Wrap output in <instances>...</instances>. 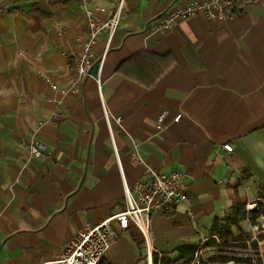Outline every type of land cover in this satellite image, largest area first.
<instances>
[{
    "label": "crops",
    "instance_id": "0c3cea01",
    "mask_svg": "<svg viewBox=\"0 0 264 264\" xmlns=\"http://www.w3.org/2000/svg\"><path fill=\"white\" fill-rule=\"evenodd\" d=\"M119 1L0 0V264H56L79 231L126 208L127 191L136 197L149 167L179 170L187 182L189 202L152 215L165 264H185L177 259L190 253L192 262L203 239L209 260L253 251V264H264L257 241L247 243L264 216L252 222L264 202V7L150 31L149 22L190 0H125L101 71L107 33L94 47L91 74L79 77L83 3ZM33 11L45 14L39 23L24 15ZM74 82L79 90L66 95L51 87ZM34 139L47 144L45 160L30 155ZM237 203L247 217L242 233L232 228L244 239L223 242L216 219ZM112 225L117 242L105 257L115 264L141 233ZM121 239L129 244L119 250Z\"/></svg>",
    "mask_w": 264,
    "mask_h": 264
},
{
    "label": "built area",
    "instance_id": "2783aa9c",
    "mask_svg": "<svg viewBox=\"0 0 264 264\" xmlns=\"http://www.w3.org/2000/svg\"><path fill=\"white\" fill-rule=\"evenodd\" d=\"M124 3L125 0H120L110 8H94L88 2L83 3V13L87 19V32L80 39L81 52L76 59V70L79 77L86 78L91 74L95 61L94 47L99 37L107 33V44L99 60V72L101 71L112 37L119 26ZM245 5L264 7V0H190L183 6L169 8L163 15L149 22L147 29L150 31L167 30L172 28L179 18L187 19L200 14L205 15L210 20L222 21L230 18L237 8ZM97 12L108 13L109 16L103 19L99 17ZM51 87L59 90L63 95L69 92L75 93L79 90L77 82L63 88H59L57 84L52 83ZM165 115L166 113L162 112L158 116V129L163 128L162 121ZM181 117V113L177 114L174 121H179ZM222 147L227 152L233 151V146L230 143L224 144ZM28 149L32 157L40 160H45L49 151L47 144L39 139L32 140L28 145ZM145 174V179L137 181L134 185L136 197H133L127 191L126 208L94 226L89 225L79 231L64 248L56 264H100L117 242V232L112 225L113 221H117L123 228L134 225L139 230L146 243L145 260L147 264H165L162 252L154 245L152 215L159 213L167 217L178 204L189 202L187 182L184 179V174L179 170L165 173L149 167ZM253 208V206L249 207V209ZM261 218L264 220V216ZM261 234H264V223L262 227H255V233L247 243L257 241L259 245H262V240L259 239ZM212 237L219 242L216 235ZM206 240L203 239L199 244L195 257L190 264H240L234 259L222 263L210 261L205 255ZM263 253V248L259 246L261 258L264 257Z\"/></svg>",
    "mask_w": 264,
    "mask_h": 264
},
{
    "label": "trees",
    "instance_id": "16d2710c",
    "mask_svg": "<svg viewBox=\"0 0 264 264\" xmlns=\"http://www.w3.org/2000/svg\"><path fill=\"white\" fill-rule=\"evenodd\" d=\"M24 15L29 18L33 19L36 23L40 22L41 17L45 16L43 13H38L37 11L24 13ZM264 214V202L261 201L258 203V208L254 213L252 218V222L255 223V218L259 217L260 215ZM247 217V210L246 205L244 203H237L233 205L230 209V212L227 217L223 219H216V222L219 223L218 227H216V233L219 236L220 240L223 242H228L230 240L239 241L244 239L243 234L235 235L232 226L234 225L239 233H242L243 230L240 226V222ZM261 237H264L262 234ZM193 249V248H190ZM193 258V255L190 253L188 256H180L177 261L184 260L185 264L190 263ZM234 259L231 255L220 254L214 255L210 257V260L216 263H222L227 260ZM238 259V258H236ZM235 260V259H234ZM100 264H112L107 257H104Z\"/></svg>",
    "mask_w": 264,
    "mask_h": 264
},
{
    "label": "rangeland",
    "instance_id": "374dc122",
    "mask_svg": "<svg viewBox=\"0 0 264 264\" xmlns=\"http://www.w3.org/2000/svg\"><path fill=\"white\" fill-rule=\"evenodd\" d=\"M257 227H262L264 220L260 217L259 221H257ZM262 234L259 236L260 240H264V237H261ZM129 241H130V245L129 248L126 250L127 253V257H122L119 252H116L117 254L119 253V258L117 259V261L115 262V264H145L146 260H145V256H146V243L145 241H143V238L141 235H138L136 237L130 236L129 237ZM120 245H119V250H122L123 248V244L127 245L129 244L128 242H126L125 240L121 239L120 241ZM257 246V248L262 247L263 251H264V247L262 245L257 244L256 242L253 243ZM132 246V248H131ZM111 250V249H110ZM112 251V250H111ZM111 251H109L107 253V255L109 254L110 256L112 255ZM111 253V254H110ZM228 253H230V255L232 257H234V259L239 262L240 264H253L252 259H255L257 261V252H248V253H244V252H238V250H230L228 251ZM106 255V256H107ZM264 255V253H263ZM238 258V259H236Z\"/></svg>",
    "mask_w": 264,
    "mask_h": 264
},
{
    "label": "bare ground",
    "instance_id": "6f19581e",
    "mask_svg": "<svg viewBox=\"0 0 264 264\" xmlns=\"http://www.w3.org/2000/svg\"><path fill=\"white\" fill-rule=\"evenodd\" d=\"M261 244H262V246L264 247V240L262 241V243H261Z\"/></svg>",
    "mask_w": 264,
    "mask_h": 264
}]
</instances>
